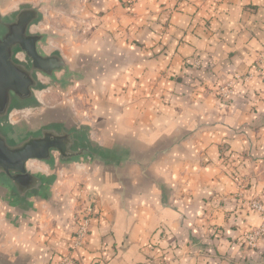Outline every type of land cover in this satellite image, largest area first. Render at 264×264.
Segmentation results:
<instances>
[{
    "label": "crops",
    "instance_id": "crops-1",
    "mask_svg": "<svg viewBox=\"0 0 264 264\" xmlns=\"http://www.w3.org/2000/svg\"><path fill=\"white\" fill-rule=\"evenodd\" d=\"M41 2V32L57 36L48 50L80 72L60 94L84 93L89 109L73 113L117 165L31 161L44 185L25 200L0 183V264H60L92 200L97 217L75 264H264V236L247 241L263 224L251 205L264 208V82H236L231 101L212 93L257 73L264 0L18 4ZM53 88L37 93L42 105ZM66 105L27 109L20 125L25 110L15 111L11 124L24 131Z\"/></svg>",
    "mask_w": 264,
    "mask_h": 264
},
{
    "label": "water",
    "instance_id": "water-1",
    "mask_svg": "<svg viewBox=\"0 0 264 264\" xmlns=\"http://www.w3.org/2000/svg\"><path fill=\"white\" fill-rule=\"evenodd\" d=\"M0 0V183L17 199H27L44 185L28 165L39 161L59 168L77 164H113L91 140L93 127L73 112H52L38 124L18 131L11 114L42 107L37 93L70 87L80 72L57 49L48 50L56 34L36 31L49 4H19L12 14Z\"/></svg>",
    "mask_w": 264,
    "mask_h": 264
},
{
    "label": "rangeland",
    "instance_id": "rangeland-1",
    "mask_svg": "<svg viewBox=\"0 0 264 264\" xmlns=\"http://www.w3.org/2000/svg\"><path fill=\"white\" fill-rule=\"evenodd\" d=\"M18 3L19 0H6L3 10L4 13L13 14L19 6ZM40 28L41 27L38 26L35 30L41 31ZM263 56H264V48L260 52L256 61V65L258 68L257 73L241 74L235 77L233 80L219 85L216 89L213 90L212 93L223 100L231 101L232 97L235 95L236 82L249 83L254 79V77L255 78L258 77L264 82V63L262 62L264 60ZM194 65L196 70H199V68L201 67V60L199 59L195 60ZM196 79L198 78L196 77ZM66 90L67 91L65 93L68 94L67 92L68 90H70V87H67ZM60 92H61L60 89L53 88L51 89V91L47 93H43L41 98L44 104L42 105L41 109L38 110L39 115L40 114L43 115L46 110L57 108V106L59 105L68 106L66 104L70 105L72 112L74 109H76L79 112L87 111L89 109V104L84 99L79 100V98L83 97L84 94L83 92L81 93L80 91H76L75 93H72L73 92L72 91L68 97L67 96L65 97V100L63 98V95L60 94ZM65 101L67 103H65ZM34 114H36V112H34ZM30 116L31 114L29 113V111L25 110V112L16 114L13 118V121H15L16 124L20 125L21 123L25 122V120H29Z\"/></svg>",
    "mask_w": 264,
    "mask_h": 264
},
{
    "label": "built area",
    "instance_id": "built-area-1",
    "mask_svg": "<svg viewBox=\"0 0 264 264\" xmlns=\"http://www.w3.org/2000/svg\"><path fill=\"white\" fill-rule=\"evenodd\" d=\"M262 62L264 63V60ZM251 208L261 213L263 219L262 226L247 236L249 245L253 247L255 246L258 239L264 236V208L259 203H253ZM96 217L97 205L93 200L89 203H85L80 212L74 216V221L76 222L74 240L66 254L63 256L60 264H75L74 252L78 251L84 245L86 239L90 235L91 228L94 225Z\"/></svg>",
    "mask_w": 264,
    "mask_h": 264
}]
</instances>
